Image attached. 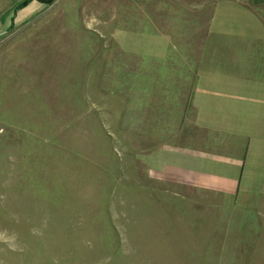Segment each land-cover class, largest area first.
Masks as SVG:
<instances>
[{
  "label": "rangeland",
  "instance_id": "obj_1",
  "mask_svg": "<svg viewBox=\"0 0 264 264\" xmlns=\"http://www.w3.org/2000/svg\"><path fill=\"white\" fill-rule=\"evenodd\" d=\"M238 1L264 27V0ZM90 3L57 0L0 35V264H264V192L152 165L191 128L195 76L135 60L111 37L129 20ZM193 3L164 20L191 67L210 16Z\"/></svg>",
  "mask_w": 264,
  "mask_h": 264
},
{
  "label": "crops",
  "instance_id": "obj_2",
  "mask_svg": "<svg viewBox=\"0 0 264 264\" xmlns=\"http://www.w3.org/2000/svg\"><path fill=\"white\" fill-rule=\"evenodd\" d=\"M25 1L0 0V35L51 7L28 0L18 8ZM192 1L198 7L196 11L205 9V3L210 5L193 67L188 63L190 55L173 51L175 44L165 29L164 20L172 0H91L90 4L100 14L110 12L129 20L130 26L119 25L121 29L111 37H117L118 44L127 47L124 52L135 60L159 65L172 62L170 70L181 68L195 76L187 98L188 114L183 116L191 128H184L183 140L174 145L153 148L152 151H162L160 156L169 159H153L152 165L165 164L162 171L181 176V181L183 177L189 187L193 183L210 189L217 185L219 190L235 193L242 180L244 186L264 192V48L256 46L264 41V27L253 9L238 0ZM130 18L134 21L130 22ZM136 21L139 27L143 22L150 30L137 29Z\"/></svg>",
  "mask_w": 264,
  "mask_h": 264
},
{
  "label": "trees",
  "instance_id": "obj_3",
  "mask_svg": "<svg viewBox=\"0 0 264 264\" xmlns=\"http://www.w3.org/2000/svg\"><path fill=\"white\" fill-rule=\"evenodd\" d=\"M37 1H39V2H43V3L47 4V5H52V4L54 3L55 0H37ZM27 2H28V0L25 1L24 3L20 4V5L18 6V8H22L24 5H26Z\"/></svg>",
  "mask_w": 264,
  "mask_h": 264
}]
</instances>
